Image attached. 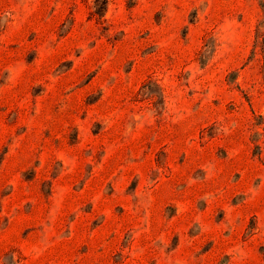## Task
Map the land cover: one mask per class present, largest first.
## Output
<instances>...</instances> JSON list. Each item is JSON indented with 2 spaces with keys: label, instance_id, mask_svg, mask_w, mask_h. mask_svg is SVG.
<instances>
[{
  "label": "rangeland",
  "instance_id": "1",
  "mask_svg": "<svg viewBox=\"0 0 264 264\" xmlns=\"http://www.w3.org/2000/svg\"><path fill=\"white\" fill-rule=\"evenodd\" d=\"M0 264H264V0H0Z\"/></svg>",
  "mask_w": 264,
  "mask_h": 264
}]
</instances>
